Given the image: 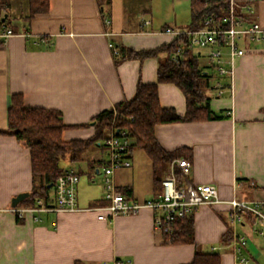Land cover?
I'll use <instances>...</instances> for the list:
<instances>
[{
	"label": "crops",
	"instance_id": "1",
	"mask_svg": "<svg viewBox=\"0 0 264 264\" xmlns=\"http://www.w3.org/2000/svg\"><path fill=\"white\" fill-rule=\"evenodd\" d=\"M9 1L14 34L0 42V129L8 128L12 94L21 93L27 106L58 109L66 124L81 125L64 131L67 141L91 137L94 125L87 123L94 116L133 97L139 81H157L165 53L116 63L109 43L135 50L157 48L177 37L168 29L183 30L191 22L190 5L189 16L186 8L179 13L181 0H168L167 8L161 4L166 0H112L104 14L96 0H50L49 10L31 19L25 18L29 0ZM247 1L237 0L244 24L258 21L264 28V0L253 1L250 13L256 12V20L243 11ZM243 45L247 53L237 58L232 78L220 75L209 63L207 49L191 50L210 76L205 91L211 109L228 116L155 128L165 150L192 152L187 158L192 162L191 174H182L181 184L188 180L218 188L224 202L194 211V237L204 251L218 250L222 264H236L237 235L247 238L244 253L264 264V220L244 213L242 221L235 222L228 203L233 198L264 202V40ZM214 80L222 83V94L214 88ZM159 99L163 106L186 112L185 94L174 83L159 84ZM86 153L83 168L78 161L62 165L76 168L80 181L84 168L94 177V184L87 181V194L80 196L77 190L79 210L40 212V220L31 214L19 220L11 210L12 201L33 187L30 149L15 136L0 134V264L191 263L196 244L166 243L149 206L112 221L99 219L102 211L96 208L109 203L103 182L106 148L96 143ZM129 158L131 165L116 169L113 179L119 189H130V199L144 204L161 191L163 178L177 171L173 161L186 157H176L159 170L142 148H134ZM84 185L81 189H86ZM54 199L53 187L45 201ZM24 200L16 206H27ZM229 231L232 237L226 242Z\"/></svg>",
	"mask_w": 264,
	"mask_h": 264
},
{
	"label": "trees",
	"instance_id": "2",
	"mask_svg": "<svg viewBox=\"0 0 264 264\" xmlns=\"http://www.w3.org/2000/svg\"><path fill=\"white\" fill-rule=\"evenodd\" d=\"M104 14L112 0H96ZM29 14L31 19L36 14L49 10L50 0H29ZM229 0H191V22L186 29L201 27L203 21L213 16L216 21L229 11ZM10 1L0 0V28H10ZM237 14L241 17L237 8ZM5 15H7L6 18ZM4 40L1 39L0 42ZM185 42V36L176 37L169 44L153 49L135 50L122 44L115 45L114 60L119 63L125 59L144 60L148 57L166 56L159 62L157 81L144 83L139 81L136 92L130 99L122 100L113 107L101 111L94 116L90 123L94 125V134L85 139L65 140V130L81 125H68L63 121L62 113L58 109L46 107H32L25 104L21 93L11 96L8 108V128L0 129V134L15 136L17 140L30 149L33 187L29 196L23 201L25 205H33L37 197L48 200L51 188L55 186L58 176L62 173L61 161L68 159L79 161L83 154L94 144L100 143L105 147V140L117 130L126 129L131 140L129 154L134 148H142L152 158L155 169H163L174 158L185 156L190 159L192 152L184 148L173 151L165 150L155 135V128L159 124L206 121L221 119L228 115L217 114L209 105V98L205 89L209 87L210 76L199 64L198 55L190 49L178 52V47ZM176 55V56H175ZM174 83L184 92L187 109L180 114L174 107L163 106L159 99V84ZM178 181L182 180V173L176 171ZM52 184V187H49ZM129 199L131 191L120 189ZM244 216L252 217L245 213ZM20 220V219H19ZM160 232L166 243L185 244L195 243L193 213L177 218L172 225V233ZM225 241L231 240L229 231ZM193 261L189 264H222L221 253L212 249L204 251L197 243ZM257 264L258 261H256Z\"/></svg>",
	"mask_w": 264,
	"mask_h": 264
},
{
	"label": "built area",
	"instance_id": "3",
	"mask_svg": "<svg viewBox=\"0 0 264 264\" xmlns=\"http://www.w3.org/2000/svg\"><path fill=\"white\" fill-rule=\"evenodd\" d=\"M253 1L255 0L247 1L243 6L244 12L254 11ZM229 2V11L220 21H216L213 16H210L203 21L199 28L168 30L175 33L177 37L185 36V42L178 47V52H183L186 49H207L209 63L215 66L220 75H228L232 78L237 58L247 53L243 43L245 41L259 42L264 40V28L258 21L244 24L243 18L237 14V0H229ZM109 23L110 21L107 20V24ZM12 34H14L12 29L2 30L0 28L2 40L5 41ZM109 45L112 49L115 48L113 42ZM226 62L229 63L228 66H225ZM213 82L218 94H222V83L218 80ZM130 144L131 140L126 129L117 130L105 140L107 159L103 169L104 198L109 203L96 208L102 211L98 216L99 219L112 221L120 214L135 213L140 211L142 207L149 206L156 212V228L171 234L172 225L177 218L194 213L201 205L224 202L219 197L216 185L194 184L188 180L181 184L174 169L163 178L161 191L155 199L144 204L128 199L116 185L113 174L116 169L131 165L128 152ZM173 164L180 169L184 176L188 177L191 174L192 162L187 158H177ZM79 181L80 174L76 168H63L54 186V201L46 202L43 197H37L33 205L15 206L11 210L18 219H23L31 214L36 221L41 219L40 212L77 211L79 210L77 202ZM228 203L232 210L231 217L235 222L242 221L244 213H250L264 220V202H249L233 198ZM247 242L245 235H237L235 238L236 264H257L252 256L244 253Z\"/></svg>",
	"mask_w": 264,
	"mask_h": 264
},
{
	"label": "rangeland",
	"instance_id": "4",
	"mask_svg": "<svg viewBox=\"0 0 264 264\" xmlns=\"http://www.w3.org/2000/svg\"><path fill=\"white\" fill-rule=\"evenodd\" d=\"M169 1L168 0H166V1H164V2H162L161 4L164 6V8H167V6H168V3ZM254 3H255V1H254ZM254 3H253V6H254V8H255V5H254ZM190 5V2H189V0H181V4H180V7H179V13H181V12H183V11H185V8H186V10L188 9V6ZM188 12H189V10H187L186 11V15H188ZM190 13V12H189ZM250 14V16L252 17V16H254V19L256 20V12L254 13V15H253V13H249ZM191 15V14H190ZM189 16V15H188ZM209 73L210 74H213L214 75V71H213V69H210L209 70ZM212 76V75H211ZM86 160H87V153L85 154V155H83V159L82 160H80V161H78V166L80 167H82L83 168V166H84V164L86 163ZM69 160L68 159H63L62 161H61V164L62 165H65V163H67ZM84 171H83V173L81 174V181H80V185H78L77 186V190L79 191V188H80V196H81V194H87V188L85 187L86 185H87V181H89L91 184H94V182H93V179H94V177H90L88 174H87V169H83ZM96 177L97 176H100V175H95ZM98 182V181H97ZM83 183H85V185H84V187L86 188V189H84L83 187H82V189H81V184H83Z\"/></svg>",
	"mask_w": 264,
	"mask_h": 264
},
{
	"label": "water",
	"instance_id": "5",
	"mask_svg": "<svg viewBox=\"0 0 264 264\" xmlns=\"http://www.w3.org/2000/svg\"><path fill=\"white\" fill-rule=\"evenodd\" d=\"M6 17H7V15H5L4 18H6ZM49 187H52V184H51ZM28 196H29V193H21V194L17 195V196L13 199L12 204H13L14 206H16L18 203H20L22 200H24V199L27 198Z\"/></svg>",
	"mask_w": 264,
	"mask_h": 264
}]
</instances>
